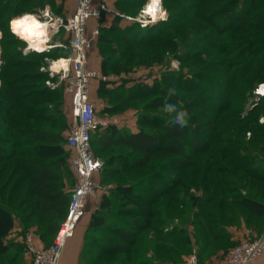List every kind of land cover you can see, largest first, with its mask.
<instances>
[{"label":"trees","instance_id":"16d2710c","mask_svg":"<svg viewBox=\"0 0 264 264\" xmlns=\"http://www.w3.org/2000/svg\"><path fill=\"white\" fill-rule=\"evenodd\" d=\"M134 1L116 0L117 12L127 15L125 10ZM139 1L137 13L147 2ZM178 1L163 0V3ZM212 1L215 45L220 53L234 56L227 62L215 58V64L225 66V75L208 80L207 86L189 80L179 70L165 71L152 85L113 87L108 86L110 81L99 82L97 93L107 98L104 113H121L136 102L133 107L137 129L130 131L109 125L92 136L93 152L102 160L100 183L111 186L102 196L98 210L91 215L78 264H180L194 246L198 263L202 264L205 254L214 251V243L216 247L228 244L226 224L243 221L262 228L264 97L253 101L252 108L249 101L254 88L264 83V0ZM51 2L2 0L0 16L2 10L8 14L28 3L44 7ZM25 12L12 15L9 25ZM198 13L191 4L180 6L168 12L165 19L143 26L138 22L120 26L122 17L116 14L110 26L99 25L97 47L102 58L101 71L105 74L107 70L125 69L131 58L138 60L139 44L150 40L144 32L151 30L161 38L176 23L199 19ZM6 17H0L2 35L8 26V22L5 26ZM172 19H177L176 23ZM7 39L20 40L22 47L25 46L19 38ZM107 39L124 42L125 46L111 48L112 41ZM15 51L11 47L7 55L13 56ZM41 52L55 55L52 49ZM67 52L54 60L68 57V49ZM179 60L186 61L182 56ZM4 66L0 68V112L6 118L0 119V264H23L24 245L7 238L13 219L20 222V235L32 230L45 246L49 245L67 213L71 195L65 178L71 176V171L63 132L52 130L51 126L42 127L39 120L36 121L40 125L28 123L27 114L35 110L25 94L27 75L4 73ZM196 74L194 70L192 77ZM34 77L43 80L40 90L44 94H57L58 86L51 89L44 83L47 73L36 71ZM236 80H246V87L242 86L245 93L227 97L226 108L219 109V98L229 94ZM188 82L192 83L191 87ZM169 89H175V94L169 95ZM189 102L198 103L200 110L213 114L204 121H197L196 115H191L182 127L166 123L169 118L150 112L164 108L166 103L177 109L188 108ZM51 112L44 122H56ZM223 112L231 115H221ZM258 112L263 113V121ZM18 123L26 127L22 129ZM231 133L233 138L224 139L225 134Z\"/></svg>","mask_w":264,"mask_h":264},{"label":"rangeland","instance_id":"374dc122","mask_svg":"<svg viewBox=\"0 0 264 264\" xmlns=\"http://www.w3.org/2000/svg\"><path fill=\"white\" fill-rule=\"evenodd\" d=\"M2 1V0H0ZM52 2L50 4L47 3V5L52 9V11L58 13L60 16L59 18L62 20L65 19V13L66 8L68 5L66 0H51ZM120 1V0H119ZM149 1V0H148ZM140 1L135 0L131 4V8L128 10H125L127 15L133 16L137 13ZM147 4V3H146ZM192 5L193 8L198 11L200 17L199 19L194 20H184L180 22L179 24L176 23L175 20L172 19L171 21H175L176 25H174V29L172 31H164L163 36L161 38H157L153 31L148 30L144 32L148 37H150L149 42L141 43L138 46L139 51V58L138 60L135 58H131L130 64H126L125 69H114V70H107L105 75L109 77H113V79H116L115 81L120 82V85H123L126 81H132L133 84L137 83H146V84H153L154 81L160 79V76L162 73H165L167 70H179L182 71L187 77L193 80H197L203 85L207 86L210 84L211 79H215L216 76H222L226 74V68L225 66H220L219 64H215V58L217 59H224L226 62L230 59H232L234 56H228L227 54L220 53L219 46H216V36H214V10L211 11V6L214 5L213 1L211 0H203V2H196V0H179L176 3H169L163 5V10H165L166 13H170V11L178 9L180 6H187ZM46 6V4L44 5ZM165 6V7H164ZM143 7V6H142ZM41 7L40 4L37 3H28L25 4L22 9H16L12 12H8V14H4L5 11L2 10L1 16L6 17V23L5 26L10 19V17L20 11H26L25 13H32L39 11ZM205 9H208L206 11ZM157 11L159 14V8L157 6ZM187 15L188 12L186 11ZM201 13V14H200ZM24 14V13H23ZM151 15V14H150ZM152 16V15H151ZM160 16V15H159ZM64 17V18H63ZM167 17V16H166ZM153 18V16H152ZM157 17L156 19H158ZM155 19V18H153ZM155 19V20H156ZM15 20V19H14ZM99 24L96 25L97 27L101 25V20H98ZM113 23V22H112ZM8 25V24H7ZM121 25V24H120ZM0 33L2 35V25L0 24ZM131 36V35H130ZM14 37L15 39H18V37L13 36V34L8 31V27L6 26V32L3 33V48H5L3 57L1 55V49H0V68L1 65L5 64L4 66V73H15V74H24L27 75V80L24 81L25 87L27 89L26 93L28 95L27 101L31 104V107L35 110L29 112L27 114V119L29 124H36L40 125V123L36 120L42 121V127L51 126L52 130H59L63 132L64 135H66L67 130L69 129L70 125L73 122V119L70 116V101L69 97L64 92V83L60 81L59 74L54 72V74H50L49 64L51 60H54V58L57 55H64L68 54L66 44H67V38L65 37L64 33L60 30L53 31L52 35H49V45H55L50 46L51 48L44 50V52L48 50H54L55 55H44L42 50H24L20 40H14V39H7ZM99 38V35H97L94 38V43H97V40ZM168 39V40H167ZM109 42L112 41L107 39ZM164 40V42H163ZM100 41V40H99ZM223 41V38H221V42ZM219 42L218 45L221 43ZM97 45V44H96ZM111 48L115 46H125L124 42H118V41H112L110 42ZM128 44H126V47ZM11 47H15L16 51L12 52L14 53L13 56H8L7 52ZM57 47V48H56ZM66 48V49H65ZM43 49V48H42ZM37 52V54L32 53ZM69 51V50H68ZM134 51V50H132ZM11 53V54H12ZM195 54V57L193 56ZM134 56V55H133ZM180 56L184 57L186 59L185 62H180L179 58ZM215 68V70H214ZM197 71L196 77H192L193 71ZM45 72L47 73V80L46 77L44 78L45 85H48L51 87V89L55 87H59L57 90V94L55 95H48L44 94V90H40V86L43 80L41 78L34 77L35 72ZM46 76V75H45ZM192 77V78H191ZM223 78V77H222ZM225 79V78H224ZM210 82H209V81ZM108 81H112L111 79ZM2 83V78L0 77V87ZM245 83L246 80H236L229 92L228 95H226L225 98H219L220 107L219 109L226 108L227 103V97H232L233 94L237 95L239 93H245ZM132 84V85H133ZM217 85L214 83V86ZM222 84L221 86H223ZM244 85V86H243ZM188 86L191 87L192 83L188 82ZM244 88H243V87ZM98 90L95 91V97L99 98L97 100L98 106V114L100 116L104 115V111L106 110L107 106V98H104V102H102L101 96L98 95ZM126 93V92H123ZM188 95H197L200 96V94H194L193 92H188ZM201 97V96H200ZM150 98H147V100ZM206 99V98H205ZM145 101V100H143ZM252 100L250 99L249 103L252 104ZM114 103V101L110 102ZM136 103V102H134ZM132 106H126L127 108L124 109V111L128 109L135 108ZM198 104V103H197ZM196 104V105H197ZM194 102H189L188 108L186 106L184 108H178L177 111L181 109H187L189 112V117L191 115H196L197 121H204L207 119L208 116H211L213 113H207L204 110H200L199 106H196ZM248 105V104H247ZM234 107V106H231ZM247 107V106H246ZM249 107H254L252 104ZM237 108V107H236ZM49 110L54 113V120H56L55 123L50 124L47 122H44L45 117L49 115ZM231 111L232 108H230ZM21 111L24 113L26 110L24 108L21 109ZM136 111V110H135ZM61 112V114H59ZM151 113H157L158 115H161L163 117L169 118V114L164 111V108H159L156 110H150ZM216 111L214 110V119H216ZM229 114L231 115V112H223V114ZM264 113V111H263ZM258 112L260 117V121H262V114ZM50 114V115H51ZM257 114V115H258ZM175 115V114H172ZM264 115V114H263ZM11 118V117H10ZM9 118V119H10ZM0 119H6L3 112H0ZM19 125H22V123H18ZM28 124V125H29ZM22 129L26 127V125L21 126ZM137 127V126H136ZM233 134H225L224 139H231L233 138ZM247 137H249V133H247ZM187 141V140H186ZM188 142H186V148H189ZM32 144V143H29ZM219 145H230V144H224L220 143ZM218 146V147H221ZM20 147V146H17ZM66 150L68 151V165L71 171V176H66L65 182L68 184L67 188L71 191V189L74 186V175L70 166V155L71 150H69L65 146ZM95 154V153H94ZM96 155V154H95ZM99 158V157H98ZM100 175L98 174L97 177ZM193 190V188L191 189ZM106 192H102L96 201H90L88 202V206L86 208L85 213L82 215V217L85 220H90L91 215L98 210L99 203L101 201L102 196ZM96 203H98V207L95 209H90L93 207ZM65 218V217H64ZM63 218V219H64ZM13 223H20L16 218L13 219ZM20 230V229H19ZM32 231V230H31ZM38 235V234H37ZM41 239V238H40ZM44 242L43 240H41Z\"/></svg>","mask_w":264,"mask_h":264},{"label":"built area","instance_id":"2783aa9c","mask_svg":"<svg viewBox=\"0 0 264 264\" xmlns=\"http://www.w3.org/2000/svg\"><path fill=\"white\" fill-rule=\"evenodd\" d=\"M148 2V0H147ZM146 2V3H147ZM146 3L135 16L119 14L126 21L138 22L140 25L152 24L166 18L165 15L153 19L145 9ZM163 0L161 1V4ZM163 7V5H162ZM108 9L105 4H95L93 0H76L73 13L64 20L55 17L49 6L40 8L34 12L36 16L46 22L48 34L53 31H63L67 34L68 43L66 47L70 49L68 57H62L66 61V66L58 71H53L49 64L50 74H59V79L64 83V92L70 101V116L73 119L65 135L66 147L71 150L70 166L74 175V186L70 191L65 218L60 223L52 242L47 246L36 247L33 242L31 230L23 233V242L26 251L31 256V264H59L60 254L68 238L72 235L75 225L85 213L88 202L98 200L102 192H106L111 185H102L97 177L102 167V160L95 156L92 148V136L109 125H118L120 117L118 115L100 116L95 103L90 98L91 82L94 78L100 81L116 79L109 77L99 70L88 67V52L94 42V38L99 33V27L92 29L91 34L87 31V22L90 18L99 19ZM8 31L19 38L9 25ZM1 38V33H0ZM20 39V38H19ZM22 40V39H21ZM24 50L29 48L27 41ZM61 58V59H62ZM59 59V58H58ZM57 60V59H56ZM260 83L254 88L252 101H257L264 97V92L259 91ZM263 121V118H262ZM98 207L96 203L90 209ZM78 221V222H77ZM264 251V222L262 233L253 240H245L231 247L217 264H252ZM195 256H191L194 261Z\"/></svg>","mask_w":264,"mask_h":264},{"label":"crops","instance_id":"0c3cea01","mask_svg":"<svg viewBox=\"0 0 264 264\" xmlns=\"http://www.w3.org/2000/svg\"><path fill=\"white\" fill-rule=\"evenodd\" d=\"M68 5L66 8L65 18L69 17L75 8L76 0H66ZM95 4L103 3L106 5L108 11L103 13L102 16L99 19L90 18L87 22V31L89 34H91V31L93 28L97 27L96 25L99 24L98 20H101V25L110 26L112 22L114 21L117 8H116V0H93ZM48 6V5H46ZM27 11V10H26ZM52 11V9H51ZM54 12V11H52ZM55 17H59L60 15L56 12L52 13ZM64 18V17H63ZM130 23L126 21L124 18H122L119 22L120 26H126ZM100 27V26H98ZM63 32V31H62ZM64 33V32H63ZM99 34V33H98ZM65 37H67V34L64 33ZM68 43V42H67ZM97 44V43H96ZM94 42L88 52V67L90 69L99 70L101 73V54L100 50L97 47ZM50 46L55 45H48V49L51 48ZM57 48V47H56ZM69 52L70 49L66 47ZM65 48V49H66ZM62 58V57H60ZM52 61V60H51ZM104 74V73H103ZM100 80L97 78H94L91 82V89H90V98L95 103V106L98 104L97 100L100 101L99 98L95 97V91L98 88ZM120 82L117 81H110L108 83V86H118L120 85ZM133 84L132 81H126L123 83L124 87H129ZM102 102H104L103 98L101 99ZM98 106H96V109L98 111ZM106 113H104L105 115ZM110 115V114H107ZM113 115V114H111ZM115 115H118L120 117V122L117 125L118 127H125L129 129L130 131H136V111L133 109H128L126 111H122L121 113H117ZM89 219L85 220L83 217L79 220V222L75 225L72 235L68 238L66 241L64 247L62 248L61 254H60V261L59 264H78L79 260V253L82 248V244L84 241V234L86 231V228L88 226ZM20 226L18 223H14L13 227L11 228L9 235L7 238L12 239L15 242H18L19 244L24 245V252L22 254L23 258V264H31V256L26 251L25 243L23 242V236L19 234ZM191 229V227H189ZM225 231L227 234V237L225 240L228 241V244L226 246H218L216 247V243H214V251H211L207 254H205L204 260L202 264H217L223 256L226 254V252L236 245L237 243L245 240H253L257 237H259L262 233V228L260 227H254L253 225H249L247 223H244L243 221H240L239 223H230L225 225ZM33 234V242L36 247L45 246V244L41 241L40 237L32 231ZM53 240V239H52ZM194 255V261L191 260V256ZM180 264H199L196 254V247L194 246L192 251L185 255L183 258V262ZM252 264H264V251L263 253L252 263Z\"/></svg>","mask_w":264,"mask_h":264},{"label":"bare ground","instance_id":"6f19581e","mask_svg":"<svg viewBox=\"0 0 264 264\" xmlns=\"http://www.w3.org/2000/svg\"><path fill=\"white\" fill-rule=\"evenodd\" d=\"M161 1L162 0H159L158 4L159 14L158 11L155 12V15L149 12V8L153 5V0H149L145 6L146 11L150 13L155 19L165 15V10H163ZM10 28L15 34L19 36L20 39L27 41L30 49H33L34 51H37L38 49L42 51L48 49L49 34L47 31L46 22L40 20L36 14L28 12L22 14L11 23ZM50 66L53 71H58L62 66H66V61L63 58L52 60L50 62ZM259 91L264 92V85L259 87Z\"/></svg>","mask_w":264,"mask_h":264},{"label":"clouds","instance_id":"9594fccd","mask_svg":"<svg viewBox=\"0 0 264 264\" xmlns=\"http://www.w3.org/2000/svg\"><path fill=\"white\" fill-rule=\"evenodd\" d=\"M172 94H175V89H169V95ZM164 111L169 114V120H167L166 123H175L181 125L182 127L187 125L188 119L190 118L187 109H181L177 111L175 105L166 103L164 106Z\"/></svg>","mask_w":264,"mask_h":264},{"label":"snow or ice","instance_id":"6c2138e0","mask_svg":"<svg viewBox=\"0 0 264 264\" xmlns=\"http://www.w3.org/2000/svg\"><path fill=\"white\" fill-rule=\"evenodd\" d=\"M159 4V0H153L152 7L149 8V12L153 15H155V12L157 11V6Z\"/></svg>","mask_w":264,"mask_h":264}]
</instances>
